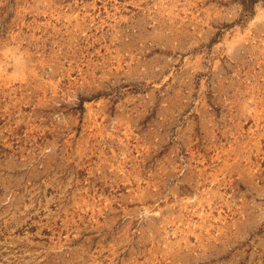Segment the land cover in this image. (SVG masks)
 Segmentation results:
<instances>
[{"label": "rangeland", "instance_id": "1", "mask_svg": "<svg viewBox=\"0 0 264 264\" xmlns=\"http://www.w3.org/2000/svg\"><path fill=\"white\" fill-rule=\"evenodd\" d=\"M0 264H264V0H0Z\"/></svg>", "mask_w": 264, "mask_h": 264}]
</instances>
